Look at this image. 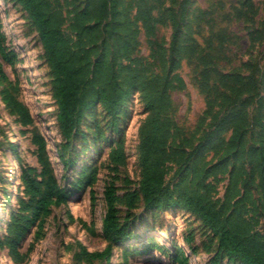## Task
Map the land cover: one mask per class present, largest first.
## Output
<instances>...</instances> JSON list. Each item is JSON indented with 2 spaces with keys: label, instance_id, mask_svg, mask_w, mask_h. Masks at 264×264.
Listing matches in <instances>:
<instances>
[{
  "label": "trees",
  "instance_id": "trees-1",
  "mask_svg": "<svg viewBox=\"0 0 264 264\" xmlns=\"http://www.w3.org/2000/svg\"><path fill=\"white\" fill-rule=\"evenodd\" d=\"M12 1L26 13L44 50L66 141L63 149L69 151L79 125L93 110L101 109L117 130L124 106L137 96L145 117L138 130L137 189L126 193L127 206L140 198L144 211L180 208L193 214L215 246L212 264H264V0H214L206 8L194 0ZM63 5L70 9L67 28ZM233 24L242 26L248 50L263 47L258 55L235 61L232 50L239 40ZM163 29L169 31L168 40L160 35ZM2 39L0 34L4 53ZM183 64L204 101L192 129L178 124L171 99L185 88L177 72ZM2 95L12 114L31 122L8 87H2ZM34 143L43 154L45 139L35 136ZM12 150L17 156L14 146ZM124 157L123 140H118L111 163L120 165ZM171 164L176 176L168 179ZM21 173L31 200L21 209L26 216L11 218L14 253L23 234L37 222L42 226L50 207L66 204L71 194L49 182L43 187L32 167L21 166ZM92 175L74 187L91 186ZM217 175L227 181L220 201L214 200ZM104 199L102 229L108 246L96 253L82 248L88 260L109 261L113 246L131 237L119 221L113 184L106 187ZM255 222L262 233L252 228ZM175 260L187 264L180 256Z\"/></svg>",
  "mask_w": 264,
  "mask_h": 264
},
{
  "label": "rangeland",
  "instance_id": "rangeland-1",
  "mask_svg": "<svg viewBox=\"0 0 264 264\" xmlns=\"http://www.w3.org/2000/svg\"><path fill=\"white\" fill-rule=\"evenodd\" d=\"M213 1L194 0L202 8ZM63 8L67 28L70 9L64 5ZM231 27L239 40L232 50L236 62L262 51V46L248 50L240 24ZM0 34L4 49V53L0 52V67L5 75L0 79V264H178L177 256L187 264H212L215 246L210 241V233L193 214L180 208L144 211L140 198L133 207L127 206L126 193L137 189L138 130L145 117L137 96H132L124 106L117 130H113L110 118L101 109L87 113L79 125V134L71 139L69 151H65L66 141L57 122L53 99V78L44 50L26 13L12 0H0ZM160 35L168 40L169 31L163 29ZM142 52L146 54L145 46ZM177 72L185 88L172 93L176 121L192 129L203 114V97L194 86L186 64ZM3 86L26 108L30 123L6 107ZM35 136H42L46 141L43 154L34 143ZM118 140H123L125 157L122 164L115 166L110 154ZM21 166L32 167L37 180L45 182L43 187L49 182L71 194L66 204L50 207L42 226L37 222L23 234L14 253L9 245L11 218L18 214L26 216L21 209L31 200L21 180ZM175 170V165H169L168 179L176 176ZM90 174H93L91 186L74 187L77 180ZM109 184L114 185L119 197V221L126 224L131 237L113 246L109 261L105 257L88 260L82 248L87 253H96L108 246L102 222L106 213L104 192ZM215 184L214 200L220 201L227 181L217 175ZM23 223L24 217L20 225ZM252 228L262 233L260 222H255ZM221 264L229 263L224 260Z\"/></svg>",
  "mask_w": 264,
  "mask_h": 264
}]
</instances>
